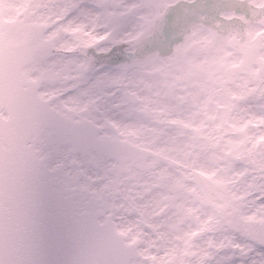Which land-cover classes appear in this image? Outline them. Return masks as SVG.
<instances>
[{
  "label": "snow or ice",
  "instance_id": "obj_1",
  "mask_svg": "<svg viewBox=\"0 0 264 264\" xmlns=\"http://www.w3.org/2000/svg\"><path fill=\"white\" fill-rule=\"evenodd\" d=\"M0 264H264V0H0Z\"/></svg>",
  "mask_w": 264,
  "mask_h": 264
}]
</instances>
